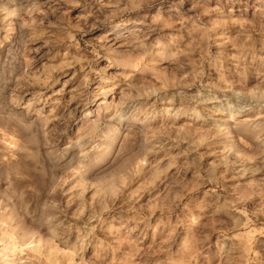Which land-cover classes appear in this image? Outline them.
<instances>
[{"label": "rangeland", "instance_id": "1", "mask_svg": "<svg viewBox=\"0 0 264 264\" xmlns=\"http://www.w3.org/2000/svg\"><path fill=\"white\" fill-rule=\"evenodd\" d=\"M0 264H264V0H0Z\"/></svg>", "mask_w": 264, "mask_h": 264}]
</instances>
